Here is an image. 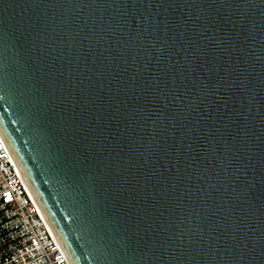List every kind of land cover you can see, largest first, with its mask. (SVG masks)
I'll use <instances>...</instances> for the list:
<instances>
[{
  "label": "water",
  "instance_id": "1",
  "mask_svg": "<svg viewBox=\"0 0 264 264\" xmlns=\"http://www.w3.org/2000/svg\"><path fill=\"white\" fill-rule=\"evenodd\" d=\"M0 135L69 264H264V0H0Z\"/></svg>",
  "mask_w": 264,
  "mask_h": 264
},
{
  "label": "built area",
  "instance_id": "2",
  "mask_svg": "<svg viewBox=\"0 0 264 264\" xmlns=\"http://www.w3.org/2000/svg\"><path fill=\"white\" fill-rule=\"evenodd\" d=\"M0 264H69L1 136Z\"/></svg>",
  "mask_w": 264,
  "mask_h": 264
},
{
  "label": "bare ground",
  "instance_id": "3",
  "mask_svg": "<svg viewBox=\"0 0 264 264\" xmlns=\"http://www.w3.org/2000/svg\"><path fill=\"white\" fill-rule=\"evenodd\" d=\"M1 136V135H0ZM63 251V250H62ZM64 252V251H63ZM65 255V254H64ZM66 257V256H65ZM66 259H67V257H66ZM69 262V261H68Z\"/></svg>",
  "mask_w": 264,
  "mask_h": 264
}]
</instances>
